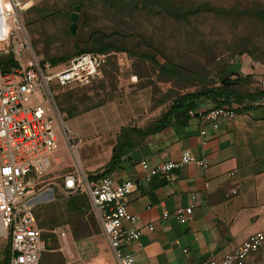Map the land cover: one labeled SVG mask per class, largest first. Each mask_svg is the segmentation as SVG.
I'll use <instances>...</instances> for the list:
<instances>
[{"label":"rangeland","instance_id":"obj_1","mask_svg":"<svg viewBox=\"0 0 264 264\" xmlns=\"http://www.w3.org/2000/svg\"><path fill=\"white\" fill-rule=\"evenodd\" d=\"M30 1L31 6L23 13L21 20L32 52L37 57L46 59L73 54L81 48H94L96 42L90 39V35L98 32L106 36L103 44L126 49L137 56L148 55L155 61L153 63L139 56L129 57L125 53L107 50L98 77L88 85L56 91L55 103L60 117L68 129L79 131L78 135L73 133L79 144L77 153L73 155L63 137L59 139L54 154L58 162L53 163L40 180L41 185L47 188L37 198L36 206L40 208L57 201L60 195L57 187L68 172L75 169L83 170L86 174L99 172H88V162L94 150L99 149L100 157L106 154L118 130L105 134L97 131L107 118L121 114L122 107L131 101L129 97L132 94L143 91L146 98L148 95L149 104L137 120L128 125L137 122L143 125L149 122V125L167 110L176 96L202 89L205 77L215 81L212 77L218 75L221 68L241 72L237 65L238 53L246 54L244 52L253 51L254 47L264 49V22L261 19V16L264 17V0ZM74 6L79 7L74 21L76 29L74 35L68 38L65 32H68L71 23L69 14ZM166 62L176 67L174 73L166 74L157 68V65ZM230 78L235 79V75H230ZM256 78L241 81V93L258 92ZM109 103L113 105L111 111L107 107L95 111ZM117 103L120 106H115ZM84 108L87 110L82 111ZM84 112L89 114L78 117L79 113ZM89 132L93 134L88 136ZM97 144L100 145L97 147ZM86 204L87 210L80 218L71 219L68 226L52 230L56 231V234H52L57 249L54 253H46L40 264H79L92 255L91 251L86 254V249L82 251V248L76 247L75 260L66 258L58 242L60 228L68 229L71 240L72 231L79 240L94 235L95 230L102 237L87 201ZM47 244L51 249L54 246L51 241H47ZM6 247V241L0 237V260ZM254 264H264V253L254 255Z\"/></svg>","mask_w":264,"mask_h":264},{"label":"crops","instance_id":"obj_2","mask_svg":"<svg viewBox=\"0 0 264 264\" xmlns=\"http://www.w3.org/2000/svg\"><path fill=\"white\" fill-rule=\"evenodd\" d=\"M238 58L236 64L242 70H237L240 77L253 79L264 74V65L254 63L244 55ZM258 92L254 93V100H245L238 110L232 108L234 118L219 120L216 130L196 117L172 119L163 130L146 136L139 146L123 152L120 165L108 177L115 183L141 181L126 198V210L137 216L136 227L142 232V247L135 252L134 264H207L209 258H218L231 251L249 234L264 232V91L259 89ZM143 94L140 91L130 95L131 101L122 107L121 114L107 118L97 132L117 131L137 120L149 104L148 95L146 98ZM195 105V110L199 111L214 107L204 99H197ZM112 106V103L105 104L95 111L105 107L111 111ZM79 114L78 117L89 113ZM148 123L137 122L133 126L144 129ZM200 130L205 131L204 136L199 135ZM69 131L72 134L79 132L75 128ZM91 134L93 132L88 136ZM111 145L103 157H100L99 149L94 150L88 172L102 169L109 158ZM184 150L189 151L194 162L177 169L169 181L156 177L142 180L145 173L139 168V161L145 160L148 164L175 161ZM54 154L49 168L58 162ZM201 159L207 162L206 168L196 164ZM231 190L235 193L231 194ZM191 196H194L193 201ZM190 203H193L191 215L186 223L179 224L173 217V210ZM163 213L168 217L162 219ZM147 225L153 230L147 231ZM59 230L58 242L66 258L75 260L77 247L92 254L79 264H115L99 233L73 241L67 228ZM51 233L56 234V231ZM44 246L46 252L45 242ZM127 250L131 251L133 247H127ZM257 253L262 254L264 250L251 255L247 264H254Z\"/></svg>","mask_w":264,"mask_h":264},{"label":"built area","instance_id":"obj_3","mask_svg":"<svg viewBox=\"0 0 264 264\" xmlns=\"http://www.w3.org/2000/svg\"><path fill=\"white\" fill-rule=\"evenodd\" d=\"M30 6V0H0V237L9 247L7 264H39L45 246L34 208L37 198L47 191L40 180L49 169L60 138L73 155L77 153L79 141L60 117L56 91L88 85L100 75L108 53L86 52L56 66L37 57L21 20ZM255 82L263 90L264 74ZM234 116L227 106L187 112V117L207 122L214 130L219 120L231 121ZM199 135L204 136L205 131L200 130ZM192 162L191 154L184 150L175 161L148 164L141 160L138 166L145 173L144 181L153 177L169 181L177 169ZM196 164L207 167L202 159ZM140 182L115 183L108 176L90 180L83 170L75 169L65 174L57 187L64 198H86L115 264H134L135 252L142 247L137 216L126 210V198ZM190 199L193 201L194 196ZM192 209L193 203L175 208L173 217L184 224ZM161 217L165 219L168 214ZM146 229L152 231L153 227L147 225ZM131 246L133 250L128 251ZM260 250H264V232L258 231L231 251L209 258L207 264H247L249 257Z\"/></svg>","mask_w":264,"mask_h":264},{"label":"trees","instance_id":"obj_4","mask_svg":"<svg viewBox=\"0 0 264 264\" xmlns=\"http://www.w3.org/2000/svg\"><path fill=\"white\" fill-rule=\"evenodd\" d=\"M153 1V0H149ZM261 16V15H260ZM262 21L264 22V17L261 16ZM27 33V31H26ZM28 35V34H27ZM65 36L71 38L73 35H70L68 32H65ZM106 36L102 33L93 32L90 35V39L95 40V47L88 49V48H81L78 49L73 54H64L60 56L54 57H47L45 60L49 61L53 66L60 65L68 61L72 56L86 53V52H107V50H113L115 52L125 53L129 57H138L140 59L147 60L149 62L155 63L154 59L148 55H134L126 49L122 48H115L110 44H103L102 41ZM246 54L238 53L239 56L244 55L248 59H250L254 63H258L264 65V49L260 50L256 47L253 48V51H246ZM42 58V57H41ZM10 60L9 57L5 58ZM11 61V60H10ZM157 68L166 74L174 73L175 66L168 62L164 63L163 65H157ZM228 72L229 75L234 76L235 79L232 81L234 82L233 85H225L223 83H219L215 80V78L222 74ZM215 77H212L211 81L205 77L203 79V87L202 89L194 92H187L182 95L176 96L172 101L170 106L167 108L165 112H163L158 119L154 122L150 123L144 129H140L133 125H127L121 127L115 136L114 143L110 150V155L102 167V169L97 172L96 174H88L90 180L108 176L112 171L118 168L121 163V158L123 156V152L130 148H135L139 146L142 140L149 135L155 134L163 130L170 122V120H180L186 119L187 112L189 110H195V102L197 99H204L210 101L214 107H230L233 108L235 111L238 110L240 105L247 99L254 100V92L252 95L246 93L245 95L241 93L242 90L239 89L240 82H246L248 79L247 76L240 77L237 72H231L229 69L221 68L219 74ZM237 75V77H236ZM239 76V77H238ZM250 79V77H249ZM215 84V85H214ZM264 91V89H260ZM262 93V92H258ZM86 111L87 109L84 108L82 111ZM80 112V110H78ZM55 203H49L47 205L42 206L41 208L36 206L34 208V216L37 226L43 230L41 233L42 240L46 243V252H43L39 258V264L41 258L45 256L46 253L52 252L57 249V242L55 240L54 235L51 233L53 229L59 228L61 226L67 225L70 223L71 219L80 218L85 211L87 210L86 198L83 195H75L68 198H64L59 195L56 199ZM38 207V208H37ZM66 220H65V219ZM83 227L86 229V226L83 223ZM70 229V227H69ZM96 234L97 231H94ZM71 236L73 240H79V238L75 237L73 231L71 232ZM90 236V235H88ZM86 236V237H88ZM47 241H51L54 245L53 248H49ZM6 251L3 254V258L0 260V264H7L8 255H9V247L7 244Z\"/></svg>","mask_w":264,"mask_h":264},{"label":"water","instance_id":"obj_5","mask_svg":"<svg viewBox=\"0 0 264 264\" xmlns=\"http://www.w3.org/2000/svg\"><path fill=\"white\" fill-rule=\"evenodd\" d=\"M73 12L69 14V20L71 21V23L69 24L67 31L70 35H74L75 33V29H76V25L74 23V21L76 20V12L79 10L78 6H74L73 8ZM230 75L228 72L222 73L220 75H218L215 80L219 83H223L225 85H233L234 82L229 78Z\"/></svg>","mask_w":264,"mask_h":264}]
</instances>
